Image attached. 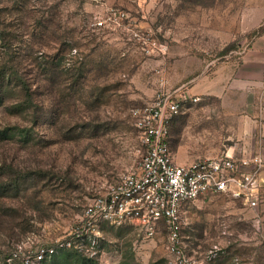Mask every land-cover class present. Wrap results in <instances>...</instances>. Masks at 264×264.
<instances>
[{"label":"rangeland","instance_id":"374dc122","mask_svg":"<svg viewBox=\"0 0 264 264\" xmlns=\"http://www.w3.org/2000/svg\"><path fill=\"white\" fill-rule=\"evenodd\" d=\"M262 33L264 0H0V264L67 241L43 264H264V205L227 195L182 204L179 254L164 223L84 225L89 200L138 164L130 110L157 93L198 98L170 124L175 159L234 146L214 88Z\"/></svg>","mask_w":264,"mask_h":264},{"label":"built area","instance_id":"2783aa9c","mask_svg":"<svg viewBox=\"0 0 264 264\" xmlns=\"http://www.w3.org/2000/svg\"><path fill=\"white\" fill-rule=\"evenodd\" d=\"M197 101L185 89L160 92L130 110L140 146L139 162L103 194L89 200L84 210L86 229L95 232L101 223H136L145 235L151 236L164 223L169 231L170 250L179 254L175 243L182 204L200 197L227 195L242 199L250 211L256 212L264 205V189L258 182L263 166L260 154L242 147L184 164L176 161L168 144L170 124L187 103ZM262 219L259 216L254 223L260 225ZM72 245L67 241L40 247L24 263L43 264L58 247Z\"/></svg>","mask_w":264,"mask_h":264},{"label":"crops","instance_id":"0c3cea01","mask_svg":"<svg viewBox=\"0 0 264 264\" xmlns=\"http://www.w3.org/2000/svg\"><path fill=\"white\" fill-rule=\"evenodd\" d=\"M216 85V83H214ZM214 94L229 100L225 106L235 113L234 146L228 152L246 148L262 157L263 166L258 182L264 189V33L256 37L241 58L235 79H227L223 86H215ZM178 163H188L177 158ZM264 235V216L259 225Z\"/></svg>","mask_w":264,"mask_h":264}]
</instances>
